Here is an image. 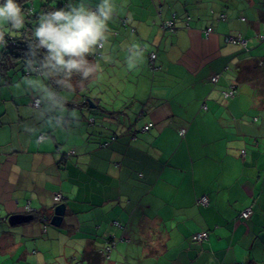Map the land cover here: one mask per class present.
<instances>
[{
  "label": "crops",
  "instance_id": "0c3cea01",
  "mask_svg": "<svg viewBox=\"0 0 264 264\" xmlns=\"http://www.w3.org/2000/svg\"><path fill=\"white\" fill-rule=\"evenodd\" d=\"M34 2L27 3L32 25L42 5L36 8ZM55 2L67 5L69 0L51 5ZM85 3L95 7L100 0ZM113 3L108 35L117 40L120 53L125 54L132 36L120 26L126 21L135 26L130 32L144 34L158 24L153 35H146L158 48L145 52L144 65L125 63L138 86L130 84L124 101L109 104L106 117H100L106 120L96 121L95 109L101 107L95 93L91 98L92 89L62 77L50 83L45 75H27V68L11 67L9 59V68H0V237L12 263L80 264L92 249L109 254L102 264H264V103L240 92L230 79L239 65L252 60L264 69V0ZM227 4L245 8L229 14L235 22H246L237 34L244 45L224 41V35L236 36L235 27L215 23L217 29L204 22L211 17L222 22L219 14L229 19ZM145 8L157 19L146 31L142 25L150 14ZM169 21L172 27L164 29ZM208 27L211 32L205 34ZM108 43L99 55L96 50L85 58L91 64L103 58L100 66L109 63L105 57L113 44ZM231 62L234 72L222 76ZM10 69L40 78L52 92L50 100L38 93L40 87L33 90L21 77L11 78ZM184 73L195 82L183 87ZM213 75L216 82L210 80ZM233 86L232 96L225 97ZM34 98L39 107L32 105ZM148 122L153 126L143 131ZM202 195L207 204L197 202ZM57 205L62 206L59 227L49 223ZM246 208L251 213L243 218ZM15 214L32 219L15 224L27 227L9 230L3 223ZM201 231H207L206 240H190ZM0 264L8 262L0 256Z\"/></svg>",
  "mask_w": 264,
  "mask_h": 264
},
{
  "label": "clouds",
  "instance_id": "9594fccd",
  "mask_svg": "<svg viewBox=\"0 0 264 264\" xmlns=\"http://www.w3.org/2000/svg\"><path fill=\"white\" fill-rule=\"evenodd\" d=\"M114 11L113 0H100L95 8L89 7L85 0L78 3L69 0L64 8L42 12L32 33L34 43L29 47L34 53L37 49L46 50L42 53L43 75L63 74L68 80L79 74L87 79L98 70L99 66L90 64L85 57L93 55L107 41L108 23ZM29 14L30 10L23 9L17 0H0V45L4 44L5 34L24 28ZM32 70L35 72V66ZM27 82L43 89L39 79Z\"/></svg>",
  "mask_w": 264,
  "mask_h": 264
},
{
  "label": "rangeland",
  "instance_id": "374dc122",
  "mask_svg": "<svg viewBox=\"0 0 264 264\" xmlns=\"http://www.w3.org/2000/svg\"><path fill=\"white\" fill-rule=\"evenodd\" d=\"M40 1L41 0H35L34 6L36 8H38L39 5L41 4ZM234 1L237 4L239 3V0H234ZM89 5L91 7L94 6V4H89ZM225 6H226L225 7V12L227 14V17L231 13V11H234V14H235V13H238L239 11L242 12L245 9L242 6L236 9L232 4H227ZM92 8H95V7H92ZM144 11H145V15H149L150 14V18L148 20V23L145 24V25H142V26L145 27V31H146V25L151 27L150 26V22L151 21H157V19H156V16H155V14L153 12H149V10L146 9V8L144 9ZM217 14H219V13H217ZM238 14L236 15L237 19L239 18ZM203 18H205V17H203ZM145 19H143V21ZM196 21H198V20H196ZM204 22L213 23L214 28H217V29H218L219 26H215V23H219L221 25V27L223 25H227V24L231 28L235 27L236 31L233 34H236V37L239 36L237 34L242 33L241 28L242 27L244 28L245 25H246L245 24L246 22H243L244 23L243 24L240 20H237V22H235V19L230 17V16H229V19H224V20H222V22H220L218 20H214V18H212V17L211 18H206L204 20ZM190 23L192 25V21H190ZM120 26L123 29L129 30L128 33H131V35H132V36H130L129 46L126 47L127 50H126L125 54H121L120 51L116 48L117 47V40L114 37L112 38L110 35H108L109 34V31H108V33L106 34V35H108L106 43L110 42L108 44H111V45L113 44V47L111 48V50L106 54V57L110 58L109 63H106L104 65L105 66V70H104V66H102V65L100 66V64L103 61V58L100 59V60H94V63L97 64L101 68L102 71L93 72L87 79H85L86 83H85L84 87H80V89H83V88L87 89V90H91L92 89V92L89 93L91 98L93 97L94 93H95V96L99 97L101 110L100 109H95V111H97V113L94 114L95 116H97L96 117V121L97 122H99V120H97V119H103V118H100V117H106V116H103V114L105 113V109L110 107L109 104H111V103L113 104V102L121 103L122 101H124L125 97L129 94V85L130 84H132L135 87L138 86V81L129 79V77H131V76L130 75L128 76V73L125 72V68H124L125 63L135 62V64H139L140 63V64L144 65L145 64L144 60L146 59V57H145L146 53L145 52L147 50H149L150 48H151V50H156L158 48V43L157 42L151 41V39H146V35L150 37V35H153L155 33V29L158 26V24H157V26L153 25L152 26V32H150L148 34L142 33L139 29H137V32H130V31H132V28L134 29L135 26H134V24H132V22L129 23V21H126V22L122 23ZM215 32H217V31H215ZM218 33H221V31H218ZM144 45L147 46L146 50L143 49ZM0 52H1V47H0ZM87 60H90V59H87ZM89 63L91 64L90 61H89ZM232 64H235V63L231 62L230 68L228 70L223 71L222 76H224L225 73L231 74L232 72H234V70H235L234 67H236V66L233 67ZM224 69H227V68H224ZM144 70H145L144 66H142V71H144ZM149 71H151V70L148 68L147 71H146V74ZM204 71H206V70H202L201 71V76L200 77H202V76L204 77ZM149 74L152 75V72H150ZM9 76L11 78H14L15 81H17L19 79V77H21V80H23L25 82L28 81V80H31V79L32 80L39 79L40 83L43 84V89L40 88V90H38L37 88L39 87V85L30 83L31 87L33 88V90H38V93H40L41 96L45 97V96L48 95L49 96V100H50V95H52V92H51L50 88L46 86V84L44 82H41L40 78H37L36 76L23 77L21 75V72H18L17 70H14V69H12V70L10 69ZM230 79L232 81L234 80V82L237 83V85L239 86L240 92H243L245 95H248L250 97H252L251 94H253V96L254 95L256 96L255 100L256 101H257V99L259 100V98L257 97L255 89L250 84H246L245 82H242V81L241 82L237 81L236 77H235V79L234 78H230ZM192 80H193V82H195L193 77L191 79V77L187 76L184 73V75L180 76V79H179L180 82L179 83L183 87H185V86L191 85ZM133 82H135V84ZM210 84H213V83H210ZM89 85L91 87H89ZM135 91H136V88L131 90V92H135ZM76 92L79 93L80 91L78 90ZM140 94H141V91H140ZM199 106H200V110L205 111L206 108H205V105H202V102L200 103ZM257 115L260 116L259 113H257ZM104 120H106V119H103V121ZM261 120H262V116H260V121ZM89 121H90V119H89ZM105 123H106V121H105ZM149 125H150V123H148L147 127ZM259 126H261L260 123H259ZM218 130L220 131L221 128L218 127L217 131ZM260 139H261V143H262L264 140H263L262 137H260ZM218 144H219V141H218ZM247 148H250V149L253 150L254 146L247 145ZM3 224L6 227H8L9 230H16V229H20L22 227H27V226H22V225H18V226L14 225V226H12V225H10L8 223V221H6ZM28 224L35 225L36 222H30ZM24 225H26V224H24ZM48 227H51V225L49 224ZM197 233H206L207 236H208L207 231H201V232H197ZM19 234H21V233H19ZM194 234H196V233H194ZM4 235H7V234H4ZM192 235H191V238H192ZM0 256L3 259H5L6 262H8V264H19V260H17V259H16L15 263H12V253H11L10 249L1 240V237H0Z\"/></svg>",
  "mask_w": 264,
  "mask_h": 264
},
{
  "label": "trees",
  "instance_id": "16d2710c",
  "mask_svg": "<svg viewBox=\"0 0 264 264\" xmlns=\"http://www.w3.org/2000/svg\"><path fill=\"white\" fill-rule=\"evenodd\" d=\"M30 1L31 0H17V2L19 4H21L23 9L26 8L28 10H29V6L27 5V3ZM54 1L55 0H44L41 2V4H42L41 5V11H38L37 13H35L36 20L38 19L39 15L42 12H47V11H51V10H59V9L65 7L64 2L63 3L55 2V5H51V3H53ZM44 2H49L47 8H46V6L44 7V4H43ZM211 14L213 15V14H215V12L211 10ZM31 19H32L31 16H26V22H25L24 28L19 29V30L13 29L15 34L12 37L5 34L4 44H3L4 49L1 50V52H0V68L3 67L5 71L7 70V68H9V67H6L7 66L6 61H8L7 59H9V65L11 67L16 66L18 64L20 66V68H27V71H26L27 75L34 72L32 70L33 66H35V72L34 73H36V75H43L42 53L46 50L37 49L36 52L34 53L32 51V49L29 47L32 43H34V37L32 35V33H33L32 31H33V29H35V27L38 26L37 24L32 25ZM225 19H226V17H225ZM242 21H244V20H242ZM260 36L261 35H258L259 39H260ZM231 38L234 39L235 41L234 42L231 41ZM224 41L226 43H229V44L244 45L243 43H241V38H238L236 36L229 35V34L224 35ZM39 51H40V55H39ZM33 62H35V65H33ZM262 65H263V63L259 62L257 60L249 61L247 63L239 65L238 69H237V74H236V80L237 81L250 83V85L255 89L257 97L261 101V104L264 103V77H263L264 76V69H263ZM22 73L25 75V71H23ZM79 76L80 75L76 76V74H73L72 78L68 79V80L65 79L63 74H61L57 77L53 76L52 79L49 76H46V77H48L47 79L49 80L50 83L53 82L55 79L62 77V79H64L66 83H68V82H71L72 84L77 83L79 86L84 87L86 81H85V79H83ZM233 87H234V89L236 88L235 86H233ZM224 96H225V93H224ZM203 105H205V104H203ZM205 108H206V106H205ZM148 123H150V125L146 129L142 128L143 131H147L149 128H151L153 126V123H151V122H148ZM148 123H146V125H144V127L147 126ZM241 153L244 154V151H241ZM190 240L193 241V239L191 237H190ZM194 242H196V241H194ZM197 243H199V242H197ZM32 253H36L35 249L32 250ZM109 257L110 256L108 253H105L104 255H102L99 251H94V250L90 249V250L86 251V253L83 255V260L80 264H102L103 261L109 260Z\"/></svg>",
  "mask_w": 264,
  "mask_h": 264
},
{
  "label": "built area",
  "instance_id": "2783aa9c",
  "mask_svg": "<svg viewBox=\"0 0 264 264\" xmlns=\"http://www.w3.org/2000/svg\"><path fill=\"white\" fill-rule=\"evenodd\" d=\"M225 17H226V16H225L224 14H219V15H218L219 20H224ZM241 20H245V19H244V18H241ZM170 27H172V23H171L170 21H169L168 23H165V24L163 25V28H164V29H167V28H170ZM210 32H211V28H210V27H208V28L205 29V34H209ZM262 38H263V36H260V39H262ZM231 41L234 42L235 40L231 38ZM241 43H242V42H241ZM102 46H103V43H102ZM102 46H98V48H97V54H96V55H99L98 51H99V49H100ZM150 59H151V61L154 60V54H153V53L150 54ZM217 79H218V75H213V76L211 77V81H212V82H216ZM233 90H234V87H231V88H230V91L225 92V97H230V96H232ZM32 105H33L34 107H39V105H40V101H39V99H38V98H35V99L33 100V102H32ZM90 121H92V119H91ZM146 128H147V126L143 127V129H146ZM54 199L57 200V201L60 200V199H61V195H60V194H56V195L54 196ZM207 201H208L207 197L204 196V195H202V196L199 197V199H198L197 202H198V203H201V204H207ZM250 213H251L250 208H246L245 210H243V211L241 212L240 215H241L243 218H248L249 215H250ZM206 238H207V234H206V233H196V234H193V235H192V239H193V241H196V242H202L203 240H206ZM106 249H107V250L110 249V246H109V247H106Z\"/></svg>",
  "mask_w": 264,
  "mask_h": 264
},
{
  "label": "water",
  "instance_id": "95a60500",
  "mask_svg": "<svg viewBox=\"0 0 264 264\" xmlns=\"http://www.w3.org/2000/svg\"><path fill=\"white\" fill-rule=\"evenodd\" d=\"M89 105L92 107L90 100L88 101ZM32 219V215L28 214H15V215H10L8 217V223L10 225H15L17 223H24L27 221H30ZM62 222V206L57 205L53 209V215L50 218V224L59 227V225Z\"/></svg>",
  "mask_w": 264,
  "mask_h": 264
}]
</instances>
